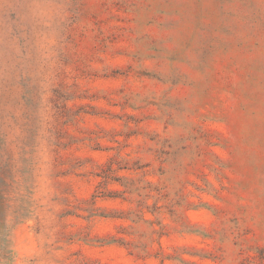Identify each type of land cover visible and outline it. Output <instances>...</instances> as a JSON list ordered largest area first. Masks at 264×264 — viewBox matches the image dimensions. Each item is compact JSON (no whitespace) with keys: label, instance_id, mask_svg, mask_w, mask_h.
Segmentation results:
<instances>
[{"label":"rangeland","instance_id":"obj_1","mask_svg":"<svg viewBox=\"0 0 264 264\" xmlns=\"http://www.w3.org/2000/svg\"><path fill=\"white\" fill-rule=\"evenodd\" d=\"M0 264H264V0H0Z\"/></svg>","mask_w":264,"mask_h":264},{"label":"trees","instance_id":"obj_2","mask_svg":"<svg viewBox=\"0 0 264 264\" xmlns=\"http://www.w3.org/2000/svg\"><path fill=\"white\" fill-rule=\"evenodd\" d=\"M1 203V202H0Z\"/></svg>","mask_w":264,"mask_h":264}]
</instances>
